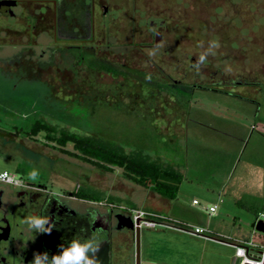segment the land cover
<instances>
[{
  "label": "rangeland",
  "instance_id": "obj_1",
  "mask_svg": "<svg viewBox=\"0 0 264 264\" xmlns=\"http://www.w3.org/2000/svg\"><path fill=\"white\" fill-rule=\"evenodd\" d=\"M98 2L97 42L62 52L64 45L42 36L18 69L12 57L30 46L28 37L14 34L22 23L0 14V60L8 63H0V171L35 169L46 184L80 186L115 213L147 211L168 225L264 246V234L250 227L264 215V103L240 86H264V0ZM51 47L60 49L51 66L38 69ZM35 120L180 173L176 197L124 179L120 169L102 172L65 155L42 133L29 138L24 132ZM112 245L114 264H134L133 231H115ZM233 252L170 229H140V264H174L183 255L192 264L202 255L204 264H238Z\"/></svg>",
  "mask_w": 264,
  "mask_h": 264
},
{
  "label": "flooded vegetation",
  "instance_id": "obj_2",
  "mask_svg": "<svg viewBox=\"0 0 264 264\" xmlns=\"http://www.w3.org/2000/svg\"><path fill=\"white\" fill-rule=\"evenodd\" d=\"M0 1L11 2L10 10L1 15L13 18L18 24L22 23V30H16L14 34L25 33L30 44L22 45L19 52L13 55V69L24 66L26 56L27 63H30L29 60L35 54L34 42L42 36L48 39V43L64 45L62 52L69 49L80 51L81 45L97 42L94 23L97 20L98 0ZM160 39L159 35H154L153 41L158 43ZM59 50L58 47H51L52 56L43 63L37 61L38 69L50 67L53 55L58 53L55 51ZM0 63L2 69H7L6 60H0ZM240 86L244 93L255 99L258 106L264 103V86L258 82ZM259 135L264 138V130ZM16 175L20 185L0 184V264H30L34 253L45 251L51 257L59 254L58 245L67 246L69 241L77 238H94L96 246L99 243L107 244L108 264H114L112 239L115 231H119L118 216L130 219L128 215L115 213L113 208L97 199L83 197L80 186L67 191L56 189L39 178L33 181L23 173ZM31 215H49L50 223H53L51 233L36 234L29 231L22 221ZM174 264L192 263L188 255H183L182 260Z\"/></svg>",
  "mask_w": 264,
  "mask_h": 264
},
{
  "label": "trees",
  "instance_id": "obj_3",
  "mask_svg": "<svg viewBox=\"0 0 264 264\" xmlns=\"http://www.w3.org/2000/svg\"><path fill=\"white\" fill-rule=\"evenodd\" d=\"M20 133L21 130L18 129ZM31 139L43 134L46 144H50L61 153L75 157L81 162L102 171L111 172L114 168L121 170L124 179L144 188H150L156 194L174 200L182 180L180 173L165 168L159 163L137 154H126L91 136H82L67 130L57 129L43 121L35 120L28 131L24 132ZM70 145L71 149H67ZM85 198L97 199L93 194L81 190Z\"/></svg>",
  "mask_w": 264,
  "mask_h": 264
},
{
  "label": "built area",
  "instance_id": "obj_4",
  "mask_svg": "<svg viewBox=\"0 0 264 264\" xmlns=\"http://www.w3.org/2000/svg\"><path fill=\"white\" fill-rule=\"evenodd\" d=\"M8 175L5 176L4 173ZM0 183L10 185V186H18L20 185L19 178L17 177L16 173H11L7 171H0ZM193 205H198L197 201H192ZM216 212V206L209 207L208 213L213 215ZM134 215L131 217V220L136 227V222L139 221L138 227L145 228V229H155V228H164L170 229L176 232H180L183 234L202 237L206 240H212L208 234L209 232L202 228L196 226H189V225H178L172 226L165 223H162L161 220H165L161 216L147 212V211H133ZM127 215V214H126ZM264 217V215L259 216L255 220H260ZM231 239H213L216 243L222 244L226 247H230L233 249V259H235L238 264H264V246H258L251 241L245 240H232Z\"/></svg>",
  "mask_w": 264,
  "mask_h": 264
},
{
  "label": "clouds",
  "instance_id": "obj_5",
  "mask_svg": "<svg viewBox=\"0 0 264 264\" xmlns=\"http://www.w3.org/2000/svg\"><path fill=\"white\" fill-rule=\"evenodd\" d=\"M219 44L212 41L210 47L216 48ZM206 53L200 55L198 63H203ZM5 176L8 174L5 172ZM39 176L38 170L33 169L28 179L36 180ZM49 215H31L26 217L22 223L27 225L29 231L36 234L51 233L53 230V223H50ZM47 225V227H45ZM60 249L59 254L49 257L47 251L42 253H34V259L30 264H94L95 253L98 251L94 238L87 239H73L67 243L58 245Z\"/></svg>",
  "mask_w": 264,
  "mask_h": 264
},
{
  "label": "water",
  "instance_id": "obj_6",
  "mask_svg": "<svg viewBox=\"0 0 264 264\" xmlns=\"http://www.w3.org/2000/svg\"><path fill=\"white\" fill-rule=\"evenodd\" d=\"M11 2L10 1H0V14H5L10 10ZM139 221L136 222V227L130 219H125L121 216H118V225L117 229H128L134 232V241H135V262L134 264H140V228L138 227ZM250 227L261 234H264V222L262 219L254 220L251 223ZM107 244L99 243L97 245L98 251L95 253L94 264H108L107 256Z\"/></svg>",
  "mask_w": 264,
  "mask_h": 264
},
{
  "label": "crops",
  "instance_id": "obj_7",
  "mask_svg": "<svg viewBox=\"0 0 264 264\" xmlns=\"http://www.w3.org/2000/svg\"><path fill=\"white\" fill-rule=\"evenodd\" d=\"M194 201V200H193ZM196 227H200V226H196ZM154 230V229H153ZM180 233V232H179ZM191 236V235H190ZM193 237H197V236H193ZM197 238H199V239H203L202 237H197ZM213 239L214 238H212V240H206V239H203L204 241H209V242H211V243H214V244H217V245H222V244H219V243H216L215 241H213ZM224 246V245H223ZM204 255H202V256H200V258H199V260H198V264H204L205 262V260H204ZM233 258V257H232Z\"/></svg>",
  "mask_w": 264,
  "mask_h": 264
}]
</instances>
